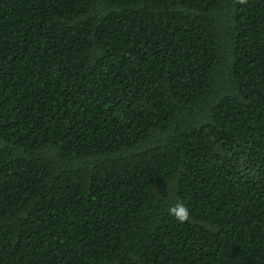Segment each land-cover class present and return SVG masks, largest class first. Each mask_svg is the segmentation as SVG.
Segmentation results:
<instances>
[{
	"label": "trees",
	"instance_id": "16d2710c",
	"mask_svg": "<svg viewBox=\"0 0 264 264\" xmlns=\"http://www.w3.org/2000/svg\"><path fill=\"white\" fill-rule=\"evenodd\" d=\"M0 264H264V0H0Z\"/></svg>",
	"mask_w": 264,
	"mask_h": 264
},
{
	"label": "clouds",
	"instance_id": "9594fccd",
	"mask_svg": "<svg viewBox=\"0 0 264 264\" xmlns=\"http://www.w3.org/2000/svg\"><path fill=\"white\" fill-rule=\"evenodd\" d=\"M169 213L179 222H185L189 218L188 209L181 203H177L169 209Z\"/></svg>",
	"mask_w": 264,
	"mask_h": 264
}]
</instances>
